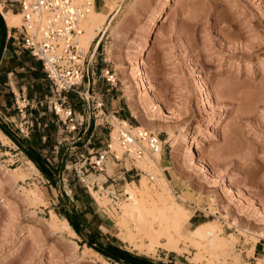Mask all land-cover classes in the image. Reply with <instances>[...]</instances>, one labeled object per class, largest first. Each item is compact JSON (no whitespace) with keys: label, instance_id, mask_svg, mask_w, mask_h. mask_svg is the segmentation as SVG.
<instances>
[{"label":"rangeland","instance_id":"374dc122","mask_svg":"<svg viewBox=\"0 0 264 264\" xmlns=\"http://www.w3.org/2000/svg\"><path fill=\"white\" fill-rule=\"evenodd\" d=\"M103 4L113 11L89 45L98 42L93 91L109 115L163 141L171 134V142L164 143L150 182L116 145L111 151L118 161L107 156L100 170L83 163L80 153L112 143L105 115L98 114L95 99L67 93L63 106L83 120L79 132L69 131L71 122L52 109L61 94L52 93L36 61L18 51V30L6 38L0 15V123L21 145L0 140V264H104L82 257L88 239L153 264H193L197 250L188 241H180V253L162 247L137 252L133 243L142 241L131 222L120 219L129 197L125 183L140 187L143 174L155 185V179L164 181L161 170L176 201L183 199L191 213L188 228L214 222L221 237L235 239L233 253L242 264H255L252 256L264 259V0H99L95 8ZM12 11L19 13L15 4ZM137 66L147 90L139 85ZM104 68L114 73V86L99 76ZM23 148L44 161L45 172ZM13 171L23 180L12 179ZM31 190L41 192V204L27 201ZM52 214L73 219L76 237L49 230ZM126 234H133V243ZM207 255L200 264H209ZM102 257L106 264H124Z\"/></svg>","mask_w":264,"mask_h":264},{"label":"built area","instance_id":"2783aa9c","mask_svg":"<svg viewBox=\"0 0 264 264\" xmlns=\"http://www.w3.org/2000/svg\"><path fill=\"white\" fill-rule=\"evenodd\" d=\"M97 1L99 0H8L11 8L13 4L16 5L21 24L18 28L6 27V38L10 36V29L18 30L16 37L18 51L26 52L30 58L37 61L50 91L58 96L61 94L59 102L55 101L52 109L60 120L61 117L63 118L62 122L65 119L71 122L69 131L79 132L83 124L81 114L80 119H75L70 107L63 106L65 94L72 92L81 100H87L88 97L95 99L98 114L105 115L104 122L108 127L110 126L109 138L114 129L118 147L130 160L156 153L163 156L164 142L158 133L109 115L100 95H96L93 91L94 83L89 79H92L95 69L94 57L98 42L94 47L88 46L86 52H83L78 47V39L81 32L79 23ZM99 73L106 84L115 85L114 73L110 69H99ZM86 154L90 156L83 157L82 153L79 154L84 160L83 163L87 160L88 166L96 167L98 170L101 169L100 166L107 156H111L115 161L119 159L112 153L109 144H106L105 149L101 151ZM135 169L142 172L137 167ZM146 176L147 181L153 180L151 175L146 174Z\"/></svg>","mask_w":264,"mask_h":264},{"label":"bare ground","instance_id":"6f19581e","mask_svg":"<svg viewBox=\"0 0 264 264\" xmlns=\"http://www.w3.org/2000/svg\"><path fill=\"white\" fill-rule=\"evenodd\" d=\"M96 6L97 3L93 4L88 9L85 17L79 23V29L81 32L78 39V47L83 52H86L89 44L91 43L93 38L96 35H98V32L101 30V27L104 25V23L106 22V20L113 11L112 5L108 6L103 4V6H101L99 9H96L95 8ZM0 14L4 20L6 27L18 28L20 26L21 24L20 13L12 14L10 12H4L2 11V5L0 4ZM116 29L119 32L120 28L118 27L115 28L114 30L116 31ZM112 33L113 31L111 32V34ZM114 38L119 39L118 36ZM111 47H113V45ZM140 68L141 67L138 66L135 68V75L136 77L139 78L138 82L140 84L139 83L138 84L141 87H143L142 90L144 89L147 90L148 86L146 83V77H144L145 74L144 72H142ZM140 98L141 97H139V99ZM126 100L128 101V98ZM110 135L112 137V143L111 145H109V147L110 150L111 149L113 150V145L116 146L118 145L115 141L114 132L113 133L111 132ZM171 137L172 135L168 134L163 142L167 143L168 141L171 140ZM181 138H183V136ZM0 140L5 143L9 141L8 137L4 133H2L1 130H0ZM175 144L176 143L171 144L172 150L175 148ZM188 151L191 153L192 149ZM118 154H121V156L123 155L122 150L119 147H118ZM118 154H117V158L120 156V155L118 156ZM133 161L137 162V166L141 168L145 174L151 175V174H155V172L159 170L161 156L159 153H156L153 154L152 156H144L142 158H138ZM160 174L164 181L160 179H155L154 182L155 185L152 184L151 186L148 185L149 183L148 184L146 183L145 176L143 174L140 176V180H139V184L141 185L140 187H137L135 182L125 183L126 186L125 193L127 196H129L127 197L128 203L121 205L120 208L121 218L120 216L119 218L122 219L123 221L129 220L131 224L134 226V230H136L137 232V237L139 236L140 238V240L138 238H134L133 240L138 239L139 242L142 241L140 244H135L132 241L133 234L132 237H128L127 235L128 233L126 234L129 242L133 243L135 250L139 253L148 255V254H153V252L155 251V247L158 248L162 247L166 251L180 253V251H178V244L180 243L181 240H183V241H188L197 250L196 255H194V257L190 260V262H192L193 264H200L204 260L202 254L206 252L208 253L207 256H209V258L208 257L207 259L205 257L204 258L209 264H217V263L242 264L241 263L242 261H240L238 255L233 253L235 239L233 237H230L231 235H229L228 238L221 237L216 231V223L207 221L200 223L198 225H193L191 228H188L189 220L191 218L190 211L187 210L181 204L184 203L183 199L181 198L178 199L180 203L176 201L175 199L176 197L174 198V196L172 195V191L169 187V182L166 181L162 170L160 171ZM11 178L15 179V181L19 179L14 174V171H13V175L11 174ZM22 178L19 180H23ZM152 178L154 180L155 177ZM31 191H33V193H30ZM31 191L28 192L29 194L27 193L26 196L27 201L33 203L34 202L38 203L39 201V203L41 204L42 203L41 192L39 190L35 192L34 190ZM92 196L94 200L100 203L99 199L93 192H92ZM105 203L106 200H103L102 205H105ZM120 225L125 226L124 223ZM120 225L118 224V226ZM155 226H157V228H155ZM48 227L49 230H52L53 232L63 231L66 232L70 237L73 238L76 237V233L68 224V222L65 219L62 220L58 219V217H56L54 214L51 215V223L48 225ZM241 234L246 238L249 236L254 237V234L252 235L247 231L244 232L241 230ZM144 239L148 240V244H144L146 242L143 243ZM161 239H164L165 241L164 244L161 243L160 241ZM83 249H84L83 250L84 254L82 253L83 254L82 257L85 258L87 256L91 259L92 258L98 259L100 260V262L102 261L104 264H106L103 257L92 248H89L88 246H84ZM252 252L250 251V256H252ZM252 259L255 260V264H264V259L255 258L253 256Z\"/></svg>","mask_w":264,"mask_h":264},{"label":"trees","instance_id":"16d2710c","mask_svg":"<svg viewBox=\"0 0 264 264\" xmlns=\"http://www.w3.org/2000/svg\"><path fill=\"white\" fill-rule=\"evenodd\" d=\"M3 38H4V26L2 19L0 17V50L3 45ZM38 69H40L39 63L36 61ZM0 130L12 141H14L18 146H21L19 141H17L12 134L8 131V129L0 123ZM23 151L25 155L36 165V167L42 171L45 172V165L44 161L41 160L38 155L30 148H23ZM67 222L71 226V228L74 230L75 233H78V224L73 220L70 219V217H67ZM96 241H93L91 239H88L85 241V244L89 247L94 249L96 252L100 253L102 256L111 258L114 261H122L124 264H153L150 261L143 259L138 256L131 255L123 250H118L116 247H113L112 245H105L102 247H97L94 245Z\"/></svg>","mask_w":264,"mask_h":264},{"label":"crops","instance_id":"0c3cea01","mask_svg":"<svg viewBox=\"0 0 264 264\" xmlns=\"http://www.w3.org/2000/svg\"><path fill=\"white\" fill-rule=\"evenodd\" d=\"M0 4L2 5V11H4V12H10V13H12V14H19V13H14L13 11H12V8H11V5H10V3L8 2V0H0ZM5 7H8V9H10V10H5L6 8ZM1 15V14H0ZM83 131V130H82ZM81 134H82V132H81ZM256 246V245H255ZM255 246H254V249H253V251L255 250Z\"/></svg>","mask_w":264,"mask_h":264},{"label":"water","instance_id":"95a60500","mask_svg":"<svg viewBox=\"0 0 264 264\" xmlns=\"http://www.w3.org/2000/svg\"><path fill=\"white\" fill-rule=\"evenodd\" d=\"M94 245L97 246V247H102L103 248V246L100 243H98V242H95Z\"/></svg>","mask_w":264,"mask_h":264}]
</instances>
